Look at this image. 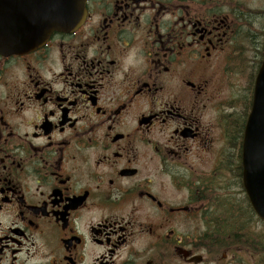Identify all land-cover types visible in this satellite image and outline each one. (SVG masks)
I'll list each match as a JSON object with an SVG mask.
<instances>
[{
    "label": "flooded vegetation",
    "instance_id": "obj_1",
    "mask_svg": "<svg viewBox=\"0 0 264 264\" xmlns=\"http://www.w3.org/2000/svg\"><path fill=\"white\" fill-rule=\"evenodd\" d=\"M258 1L86 0L0 55V264H254L216 201L245 196L231 68L262 57Z\"/></svg>",
    "mask_w": 264,
    "mask_h": 264
},
{
    "label": "water",
    "instance_id": "obj_2",
    "mask_svg": "<svg viewBox=\"0 0 264 264\" xmlns=\"http://www.w3.org/2000/svg\"><path fill=\"white\" fill-rule=\"evenodd\" d=\"M86 15V0H0V54L36 51L53 33L77 30ZM243 169L250 204L264 221V63L243 142Z\"/></svg>",
    "mask_w": 264,
    "mask_h": 264
},
{
    "label": "rangeland",
    "instance_id": "obj_3",
    "mask_svg": "<svg viewBox=\"0 0 264 264\" xmlns=\"http://www.w3.org/2000/svg\"><path fill=\"white\" fill-rule=\"evenodd\" d=\"M257 6L264 9V0H259ZM233 59L235 61H232L231 69L238 73V81L237 87L231 90V94H237L238 107L241 103L243 107L246 108L248 106L249 109L254 89L252 81L260 67L262 57L260 52H256L254 48L251 51L249 47H243L237 55L233 56ZM225 91L228 92V89ZM237 200H239L238 196ZM224 211L225 216L218 220L220 226L234 224L236 230L242 234L245 233V236L249 239L247 244L250 246L251 252L259 257L261 264H264V224L257 218L250 217L248 214L244 215L243 212H240V208H227ZM240 218L242 220L241 225L236 224ZM215 250L219 253L222 252L217 246Z\"/></svg>",
    "mask_w": 264,
    "mask_h": 264
},
{
    "label": "trees",
    "instance_id": "obj_4",
    "mask_svg": "<svg viewBox=\"0 0 264 264\" xmlns=\"http://www.w3.org/2000/svg\"><path fill=\"white\" fill-rule=\"evenodd\" d=\"M220 199H217L216 201V207L221 206L223 208H242L239 203L234 204V201L229 200V198H223L222 196L219 197ZM246 207L251 208L248 202H246ZM238 224H241L239 222ZM235 226L234 224L228 227V230H234Z\"/></svg>",
    "mask_w": 264,
    "mask_h": 264
}]
</instances>
